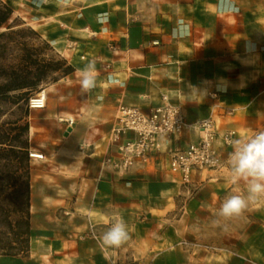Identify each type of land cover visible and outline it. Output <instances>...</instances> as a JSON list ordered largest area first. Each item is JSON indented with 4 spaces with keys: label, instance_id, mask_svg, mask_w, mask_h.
I'll use <instances>...</instances> for the list:
<instances>
[{
    "label": "crops",
    "instance_id": "1",
    "mask_svg": "<svg viewBox=\"0 0 264 264\" xmlns=\"http://www.w3.org/2000/svg\"><path fill=\"white\" fill-rule=\"evenodd\" d=\"M0 1L74 69L46 82V108L30 111L29 151L43 156L30 158L31 247L0 264H264V196L238 216L217 215L228 195L247 194L245 180L234 182L226 136L264 131V0ZM89 62L97 86L85 92ZM163 96L190 127L119 168L123 153L110 140L119 108L148 115ZM71 117L66 136L61 119ZM209 118L221 166L185 186L168 151L197 143L195 124ZM117 216L129 238L105 246Z\"/></svg>",
    "mask_w": 264,
    "mask_h": 264
},
{
    "label": "trees",
    "instance_id": "2",
    "mask_svg": "<svg viewBox=\"0 0 264 264\" xmlns=\"http://www.w3.org/2000/svg\"><path fill=\"white\" fill-rule=\"evenodd\" d=\"M13 10L0 1V30L7 25L13 16ZM13 27H8L9 33L0 35V41L13 33ZM49 46V45H48ZM26 55L17 66H0V106L28 107L29 96L50 74L68 76L74 69L67 60L61 61L39 60L38 54L26 51ZM35 57V58H34ZM57 81L56 79H53ZM24 117L29 118L30 111L26 108ZM29 121L22 126H16L9 131L2 130L0 134V154L5 163L0 168V182L2 201L8 208L2 210V219L5 227L12 235L13 244L7 248H0L5 256L26 255L29 252L31 239V167L30 145L28 139ZM18 133L12 135V132ZM13 215L17 216L16 220Z\"/></svg>",
    "mask_w": 264,
    "mask_h": 264
},
{
    "label": "built area",
    "instance_id": "3",
    "mask_svg": "<svg viewBox=\"0 0 264 264\" xmlns=\"http://www.w3.org/2000/svg\"><path fill=\"white\" fill-rule=\"evenodd\" d=\"M48 94L45 89L39 90L28 101L30 110H43L47 106ZM118 119L112 127L110 140L119 143L123 160L119 168L128 169L135 160L146 161L151 153L160 152V138L167 140L186 131L190 125L177 105L171 104L166 96L162 97V103L153 107L146 115L137 107L121 106L118 110ZM70 128L75 124L71 118L61 119ZM195 126L200 130L202 138L186 149H170L169 168L170 172L181 176L182 184L190 186L193 184L192 176L198 172L217 170L221 166L220 158L214 148L216 127L212 118L199 121ZM129 133L136 135L132 141L120 144L123 137ZM233 134L225 138L227 144L231 143ZM43 156L30 153V158Z\"/></svg>",
    "mask_w": 264,
    "mask_h": 264
},
{
    "label": "clouds",
    "instance_id": "4",
    "mask_svg": "<svg viewBox=\"0 0 264 264\" xmlns=\"http://www.w3.org/2000/svg\"><path fill=\"white\" fill-rule=\"evenodd\" d=\"M67 3V0H60ZM96 68L89 62L80 70V84L83 91H91L96 84ZM111 80V78H110ZM229 164L234 182L245 180L247 194H230L222 202L217 215L222 218L238 216L248 207L249 202L264 196V131L258 132L246 140L231 142ZM129 238L128 225L117 216L110 227L103 232L100 241L109 247H118Z\"/></svg>",
    "mask_w": 264,
    "mask_h": 264
},
{
    "label": "rangeland",
    "instance_id": "5",
    "mask_svg": "<svg viewBox=\"0 0 264 264\" xmlns=\"http://www.w3.org/2000/svg\"><path fill=\"white\" fill-rule=\"evenodd\" d=\"M8 27H13V33L5 37L0 41V66H17L21 63L22 58L26 55V51L38 54L39 60H49L53 59L56 62L64 59L61 55L55 52L53 47L45 41L40 32L30 26H27L20 18L13 15L11 20L0 30V35L3 33H9ZM49 45V46H48ZM35 58V57H34ZM66 60V59H65ZM68 62V61H67ZM60 74H50V77L46 82L52 81L53 79H58ZM43 82L34 92L31 93L33 96L41 89H45V83ZM26 108L31 111L26 105L21 104L18 106L12 105H1L0 106V134L2 130L6 132L9 129H14L16 126H22L26 120L29 118L24 117ZM31 114V112L29 113ZM18 133V130L12 132V135ZM5 163L0 154V168ZM31 167V162H30ZM0 174V178H1ZM2 184L0 182V248H7L10 244L12 245L14 240H12V235H10L9 230L5 227L3 223V217L1 215L2 210L7 207V204L3 203L1 193ZM17 216L13 215L12 220H16ZM3 252L0 251V254ZM130 264H137L136 262H131Z\"/></svg>",
    "mask_w": 264,
    "mask_h": 264
},
{
    "label": "water",
    "instance_id": "6",
    "mask_svg": "<svg viewBox=\"0 0 264 264\" xmlns=\"http://www.w3.org/2000/svg\"><path fill=\"white\" fill-rule=\"evenodd\" d=\"M70 132H72V129H71V128H69V129L67 130L66 136H67L68 133H70Z\"/></svg>",
    "mask_w": 264,
    "mask_h": 264
}]
</instances>
